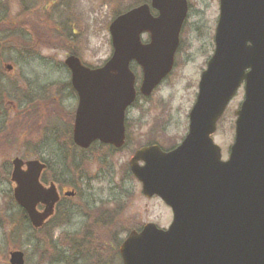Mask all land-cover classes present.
<instances>
[{
	"label": "water",
	"instance_id": "95a60500",
	"mask_svg": "<svg viewBox=\"0 0 264 264\" xmlns=\"http://www.w3.org/2000/svg\"><path fill=\"white\" fill-rule=\"evenodd\" d=\"M188 10V0H151L110 24L113 54L104 66L91 69L75 55L66 59L79 95L73 129L79 148L96 141L125 145L126 111L137 98L131 64L142 69L140 93L151 96L174 68ZM214 43L186 138L169 152L141 148L129 162L144 196L159 197L173 221L167 230L147 224L132 231L120 246L123 264H264V0H220ZM242 86L235 139L224 161L213 135ZM12 164L14 199L38 229L59 201L56 186L40 182L42 162L16 158ZM9 262L25 264L24 253L11 252Z\"/></svg>",
	"mask_w": 264,
	"mask_h": 264
},
{
	"label": "rangeland",
	"instance_id": "374dc122",
	"mask_svg": "<svg viewBox=\"0 0 264 264\" xmlns=\"http://www.w3.org/2000/svg\"><path fill=\"white\" fill-rule=\"evenodd\" d=\"M141 1L0 0V20L4 17L7 22L0 25L7 30L0 33V74H6L0 79V264H10L9 254L15 250L25 253L26 264H61L57 257L61 252L68 254L62 239L83 233L87 206L122 210L116 230L119 232L149 223L164 229L171 224V209L160 198L143 195L141 183L130 172L129 161L136 149L149 142L169 149L180 144L188 133L189 113L197 97L200 76L215 47L219 0H188L189 14L174 69L150 97L140 96L127 113L129 139L123 149L102 151L95 146L85 155L86 169L73 174L69 165L75 156L77 160L81 158L80 153H69L63 143V133L71 128L77 106L68 86L66 59L76 54L89 67L102 66L113 53L109 25L115 12H125ZM65 28L74 29L71 42ZM12 34L20 38H8ZM148 40L149 36L143 35V41ZM23 46L27 51L21 50ZM8 65L14 70H8ZM132 70L139 86L141 69L132 65ZM243 100L241 88L214 135L224 160L234 142V113ZM16 157L24 161L43 159L50 168L45 179L52 182L55 176L60 189L79 193L77 198L65 200L55 219L40 232L20 220L19 207L9 200L15 187L10 177ZM63 212L69 215L68 223L56 228ZM6 220L15 223L20 236H9L12 227ZM43 238L46 241L39 242ZM114 249L108 248L106 255H99L103 263L96 262L92 254L79 253L77 260L80 254L84 256L76 264H121Z\"/></svg>",
	"mask_w": 264,
	"mask_h": 264
},
{
	"label": "trees",
	"instance_id": "16d2710c",
	"mask_svg": "<svg viewBox=\"0 0 264 264\" xmlns=\"http://www.w3.org/2000/svg\"><path fill=\"white\" fill-rule=\"evenodd\" d=\"M29 1H31V0H29ZM149 1L150 0H142L140 3H137L135 6H137L139 4H142V3H148ZM122 13H123V11H121V12L119 11L117 13L115 12L114 18L117 17L118 15L122 14ZM4 19L5 18L3 17V19L0 20V25L3 24V23L4 24L7 23ZM65 29H66V32H67V30H69V32H67L68 35L66 36V38H67L68 41L71 42V37H72L71 31H73L74 29L73 28H70V29L65 28ZM3 30L4 29L0 28V32H2ZM4 31H6V30H4ZM73 36H77V35H73ZM8 38H11V39L12 38H16V40H17L20 37L18 35L12 34ZM20 41H24V40L21 39ZM1 96L2 95H0V97ZM63 134H64L63 143L68 146V148H69L68 152L72 154V152L78 151L80 153V157L84 160V165L87 164L88 160H87V162L85 160V155H86L87 152L79 151L75 147L73 142H72V126H71L70 129L65 130V132ZM98 146L101 147L100 150H102V151L103 150H108V147H105V146H102V145H98ZM92 149H93V147H92ZM110 149L111 148H109V150ZM67 158L69 159L68 156H67ZM69 167H70V165H69ZM82 172L83 171H78L77 170V173H82ZM57 182L59 183V181H57ZM9 200L13 204H15V202H14V200H13L11 195H9ZM18 212H19L20 220L24 221V223H28V217H27L26 213L22 209H19ZM120 214L121 213L114 214L113 212H108L106 214V216L104 217V219L102 220V223L105 222V224H106L103 228H100V229H97V230L94 231V229H91V228L87 227V228L84 229L83 233H81V234H75V235H72V236L71 235H67L68 238L62 239V241H63L62 245L64 247L68 248V254L65 253V256H64V253L61 252V256L59 255V257H57L58 258L57 263L60 262L61 264H76L77 255L79 253H84V249H85V253L92 254L95 257V261L96 262L97 261H101V263L105 262L102 258L99 257V255H101V256L106 255L107 254L106 250H108V248H112V249L115 248L114 249V253H116V255L118 256L119 255L118 254V248H119V245H120V243L122 241L121 235L125 234L126 232L127 233L129 232V231H121V232L116 231L117 230V225L119 223ZM8 218H9L8 216H5V219H8ZM7 223L12 227L11 228V232L9 233V236L12 237V236L17 235V234H19V236H20L21 230H17L16 229L15 223L13 221H11L9 223L6 220V224ZM88 232H91V233L90 234H86ZM98 243L100 244L99 246H98ZM111 244H112V246H111ZM109 254H110V252H109ZM72 256L74 258H76V259L72 260Z\"/></svg>",
	"mask_w": 264,
	"mask_h": 264
},
{
	"label": "flooded vegetation",
	"instance_id": "af4514ba",
	"mask_svg": "<svg viewBox=\"0 0 264 264\" xmlns=\"http://www.w3.org/2000/svg\"><path fill=\"white\" fill-rule=\"evenodd\" d=\"M4 30H6V28H4ZM4 30L2 31L3 34L6 33V31H7V30L6 31H4ZM2 32H0V33H2ZM39 41H40V39L37 40V42H39ZM27 49H28L27 47H24V46L21 47V50H23V51H27ZM2 50H5L3 52H6V49L5 48L4 49L2 48ZM8 50H11L10 47H8ZM29 51L30 52H36V51H32V50H29ZM5 71H7V70H5ZM69 73H70V82L68 83V86H69V89H70V92H71L72 96L76 99V102H77L76 109H75V111L73 112V115H72L73 116L72 131H73L74 123H75V117H76V112H77V109H78V106H79V95H78V93L76 92V90L74 89V87L72 85V73H71L70 70H69ZM5 76H6V74H3V73L0 74V79L5 78ZM139 97L140 96L138 95L137 96V99L135 100V102L127 109V111H126V117H127V113L130 111V109H133L135 107V105H136ZM127 131H128V127H127V124H126V144L128 142V139H129ZM72 142H73V139H72ZM73 144H74V142H73ZM155 144H157V143L149 142V143H147V145H144V146H141V147H150V146H153ZM94 145L97 146V145H101V144L95 143ZM107 147L108 148H111L112 150L115 149L113 146L112 147L107 146ZM138 149H136V150H138ZM170 149L171 148H169L168 150H170ZM78 150L79 151H83V150H81L79 148H78ZM136 150H135V152H136ZM83 152H87V151H83ZM44 164H46V170L43 172V174L41 176V183L45 187H49L50 185L54 184L56 186L57 192L59 194V201H58V203L56 204V206L54 208V211H53L52 216L50 218H48V220L44 222L43 226L40 227V228H38V229H35L32 226V224H31V222L29 220V217L27 216L28 217V223L27 224L30 225L31 229H33V230H35L37 232L42 231L46 226H48L50 224V222H52L55 219L58 210L60 209L62 203L65 202V200H73V199L77 198L78 195H79V193H78L77 190L70 189V190H66L65 191L63 189H60V187L58 185V182H57L58 180L56 181L55 176H53L52 182L51 181L49 182L47 179H45L47 173H49V169L50 168H49L48 163L45 162ZM85 165H88V164H85ZM85 165H84V160L82 158H78V160H77L76 159V156H75L74 159L71 160L70 167H69L68 170H69V172H72L73 174H76L77 173V170L78 171H84L86 169V166ZM68 192H73L74 195L73 196H66V194ZM104 207L105 206H102V207L99 206L98 207L99 209L95 210L96 207L95 208H92L90 206L89 207L87 206V208H85L86 210L83 213V216L86 219V222H85L83 228H87L88 227V228L94 229V231L97 230V229L103 228L106 224H105V222L102 223V220L104 219V217L106 216V214L108 212H113L114 214H117V213H121V211H122V210H118V211L117 210H110V209H107L106 207L105 208ZM44 209H45V206L44 205H39L38 208H37L38 212H43ZM68 220H69L68 213L63 212L62 213V218L59 219V223L56 224V228L61 227V226L65 225V224H67L68 223ZM119 223H120V221H119ZM89 224H91V225H89ZM142 227L135 228V229H132V230H137V229H140ZM44 241H46L45 238L39 240V242H41V243H44ZM67 250H68V248H67ZM45 252H47V251L44 250L43 251V254H45ZM84 253H85V249H84ZM118 254H119L118 255L119 258L121 259L119 250H118ZM53 255H55V254H53ZM80 255L84 256L83 254H80ZM82 256H78L79 259L77 260V262H79L81 260ZM55 259H56V257L54 258V260Z\"/></svg>",
	"mask_w": 264,
	"mask_h": 264
}]
</instances>
